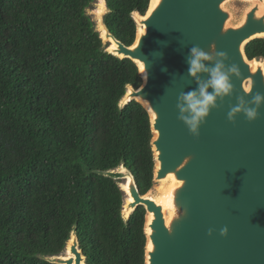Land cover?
Here are the masks:
<instances>
[{"label":"trees","instance_id":"obj_1","mask_svg":"<svg viewBox=\"0 0 264 264\" xmlns=\"http://www.w3.org/2000/svg\"><path fill=\"white\" fill-rule=\"evenodd\" d=\"M97 0H0V264H58L76 232L86 264H146L143 205L111 171L125 166L142 195L154 186L148 109L121 102L143 76L108 51L89 10ZM151 0H106L104 22L127 46ZM264 61V37L245 46Z\"/></svg>","mask_w":264,"mask_h":264},{"label":"water","instance_id":"obj_2","mask_svg":"<svg viewBox=\"0 0 264 264\" xmlns=\"http://www.w3.org/2000/svg\"><path fill=\"white\" fill-rule=\"evenodd\" d=\"M226 1L159 0L149 13L150 2L145 15H134L138 33L131 46L117 39L104 22V43L109 47L112 41L116 43L108 51L138 63L144 79L140 88L129 87L121 105L135 99L150 112L154 182L173 176L168 222L164 207L141 194L125 166H121L125 171L121 167L117 173L111 171L114 178L124 180L121 187L126 195L123 184L131 178L132 201L127 207L125 202L124 217L140 205L147 211L146 219L153 213L150 233L147 221L145 227L146 264H264V107L255 121L243 114L234 123L228 119L239 96L251 100L257 92L264 94V65L253 69L245 53L250 41L264 37V14L260 13L264 0H250L254 6L236 26L229 25L231 14L223 7ZM139 25L145 26L144 33H139ZM212 45L228 54L225 63L238 65L242 76L233 77V95L218 102L219 108L212 110L195 137L178 118V97L197 88L187 74L191 47L211 53ZM247 83L251 91L246 93ZM224 227L229 230L226 237L220 234ZM71 240V256L64 255L67 245L65 253L51 258L52 262L86 264L76 232Z\"/></svg>","mask_w":264,"mask_h":264},{"label":"clouds","instance_id":"obj_3","mask_svg":"<svg viewBox=\"0 0 264 264\" xmlns=\"http://www.w3.org/2000/svg\"><path fill=\"white\" fill-rule=\"evenodd\" d=\"M228 59V54L217 51L214 45H212L211 53L199 46H193L190 49L187 57L189 65L187 74L195 80L197 88L179 95L177 109L179 120L195 137H199L201 126L206 123L212 110L219 108L218 102H223L226 97L233 95V77L241 78L242 76L238 65L225 63ZM250 91L251 85L245 92ZM237 99V104L232 105L228 112L229 121L234 123L241 114L249 121L259 118L260 109L264 107V94L257 92L251 100L246 99L244 95ZM228 231V228L224 227L220 234L226 237ZM209 235H212V230H209Z\"/></svg>","mask_w":264,"mask_h":264},{"label":"bare ground","instance_id":"obj_4","mask_svg":"<svg viewBox=\"0 0 264 264\" xmlns=\"http://www.w3.org/2000/svg\"><path fill=\"white\" fill-rule=\"evenodd\" d=\"M158 2H159V0H151V6H150L149 13L157 5ZM261 8H264V2L261 3ZM106 10H107L106 1L105 0H100V2L98 3V7L95 10V15H96V18H97V21H98L97 29L100 31V33H101V35H102V37L104 39L107 38V29H106L105 24H104V21H103V16H104ZM134 15L137 16L138 13L136 12V13H134ZM144 32H145V26L144 25H141L139 27V33L141 34V33H144ZM111 43H112V45L109 47V49L110 50H113L116 47V43L113 42V41ZM250 63H251V66H252L253 69H256L257 66H259V65H264V63L262 61H259L257 59H253ZM142 66H143V64L140 63V67L143 70V67ZM248 87H249V84L247 83V88ZM120 171H125V168L124 167H121V170ZM168 178H170L169 180H172L173 181V179H172L173 176L172 175H169ZM127 179H128L129 182H127V183L125 182L123 184L124 189H126V191L128 193L127 194V200H126V207H127L128 203L130 201H132V197H131L130 191H129V183L131 182V178L128 177ZM166 187H167V183L162 182L161 183V186L158 187L159 193H162L163 191H165ZM171 188H172V186L170 187V189ZM170 189H169V192H167V194L164 196V198L162 200L156 199L151 194H148V196H147L149 198H152V199L156 200L158 203H160L164 207V212H165L166 219H167L168 222L170 221L171 216H172L171 204H172V200H173L172 191L170 192ZM168 193H170V194H168ZM152 219H153V213H149L148 214V217H147V222H148L147 231H148V233H150V231H151L150 230V227H149V223L152 221ZM72 241L73 240H71L69 242L68 247H67V252L64 254L67 257L68 256H71L70 246H71ZM149 249H152V243L150 241H149Z\"/></svg>","mask_w":264,"mask_h":264},{"label":"rangeland","instance_id":"obj_5","mask_svg":"<svg viewBox=\"0 0 264 264\" xmlns=\"http://www.w3.org/2000/svg\"><path fill=\"white\" fill-rule=\"evenodd\" d=\"M100 2V0H97L94 8L89 10V13L92 15L93 19L96 21L97 25H98V21L95 15V10L98 7V3ZM254 6V2L250 1V0H227L223 7L226 11H228L231 14V18L229 20V25L231 26H236L239 25L240 23L243 22L246 12L252 8ZM261 14H264V8H261L260 11ZM140 27V25H139ZM264 63V61H262ZM114 173H117L118 170L113 171ZM121 180V179H120ZM123 180V179H122ZM167 183V187L165 189V191H163L162 193H159L158 191V187L161 186V183ZM162 182H155L153 188L147 193L153 195L156 199L162 200L164 198V196L167 194V192H169L170 187L173 185V181L172 180H166V181H162Z\"/></svg>","mask_w":264,"mask_h":264},{"label":"snow or ice","instance_id":"obj_6","mask_svg":"<svg viewBox=\"0 0 264 264\" xmlns=\"http://www.w3.org/2000/svg\"><path fill=\"white\" fill-rule=\"evenodd\" d=\"M143 67V66H142Z\"/></svg>","mask_w":264,"mask_h":264}]
</instances>
